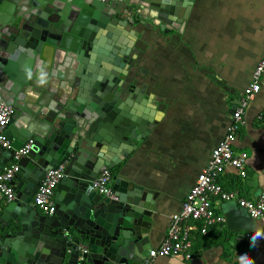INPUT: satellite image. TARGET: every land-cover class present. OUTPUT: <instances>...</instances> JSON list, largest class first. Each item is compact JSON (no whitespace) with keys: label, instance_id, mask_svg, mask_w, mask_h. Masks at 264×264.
<instances>
[{"label":"water","instance_id":"water-1","mask_svg":"<svg viewBox=\"0 0 264 264\" xmlns=\"http://www.w3.org/2000/svg\"><path fill=\"white\" fill-rule=\"evenodd\" d=\"M192 3L0 0V103L12 110L0 171L33 141L11 183L15 198L0 207V264H138L148 255L152 196L117 173L113 197L90 186L132 155L155 123L144 105L157 106L145 100L124 40L140 38L137 26L181 33ZM61 165L55 210L40 214L30 201ZM224 217L230 231L254 228L237 210Z\"/></svg>","mask_w":264,"mask_h":264},{"label":"crops","instance_id":"crops-1","mask_svg":"<svg viewBox=\"0 0 264 264\" xmlns=\"http://www.w3.org/2000/svg\"><path fill=\"white\" fill-rule=\"evenodd\" d=\"M182 27L180 33L137 26L140 38L135 43L124 40L127 46L133 45L132 74L140 73L138 85L146 88L144 98L157 107L144 105L155 121L153 129L114 169L152 196L151 248L164 239L170 216L181 209L211 150L225 136L231 122L230 107L234 100L241 99L251 80L264 48V0H193ZM256 29V52L240 75V49L246 47ZM214 80L222 83L220 89ZM242 117L235 149L247 154L244 175L228 173L218 183L227 191H239L243 198L255 199L264 193V76L260 92L247 103ZM215 123L221 133L201 153L203 136L209 135ZM6 205L0 203L1 208ZM214 206L223 215L237 210L247 217L233 203ZM221 230L219 227L209 229L206 236L196 235L193 260L159 258L157 264H239L238 256L243 253H248L255 264H264V239L255 249L243 253L232 250L230 257L223 258V248L213 244ZM255 231H264V224L255 221L253 230L245 232L246 246Z\"/></svg>","mask_w":264,"mask_h":264},{"label":"built area","instance_id":"built-area-1","mask_svg":"<svg viewBox=\"0 0 264 264\" xmlns=\"http://www.w3.org/2000/svg\"><path fill=\"white\" fill-rule=\"evenodd\" d=\"M264 76V48L251 76L243 90L240 104L231 115L223 139L211 150L209 158L198 174L194 185L185 196L181 209L169 219L166 235L155 248H150L148 255L138 264H157L159 258H180L191 261L194 258L193 243L197 234L206 236L214 226L225 224V217L215 209L216 203H233L253 221L264 224V193L255 199L240 196L239 191H227L218 183V179L228 173L243 174L247 154L235 149L237 127L243 124V112L261 90ZM12 116L10 106L0 103V148L9 149L11 142L6 138L5 129ZM33 141L28 140L2 171H0V203H10L15 198L12 181L18 170V161L32 148ZM64 176V166L48 170L31 199V205L44 214H52L54 194L59 180ZM112 174L107 169L91 182V189L101 196L111 194ZM239 236L238 240H242Z\"/></svg>","mask_w":264,"mask_h":264},{"label":"trees","instance_id":"trees-1","mask_svg":"<svg viewBox=\"0 0 264 264\" xmlns=\"http://www.w3.org/2000/svg\"><path fill=\"white\" fill-rule=\"evenodd\" d=\"M110 173L113 175L116 173V169H110ZM221 228L222 230L218 233V236L214 238L213 244L217 246H221L223 248V258L230 257V254L232 250L238 251V252H245L249 251L253 248H251L249 245L246 246L245 240H246V233L240 232V231H229L226 229L225 224L214 226L210 229L214 228ZM239 236H243L242 240H238ZM240 241V242H237Z\"/></svg>","mask_w":264,"mask_h":264},{"label":"rangeland","instance_id":"rangeland-1","mask_svg":"<svg viewBox=\"0 0 264 264\" xmlns=\"http://www.w3.org/2000/svg\"><path fill=\"white\" fill-rule=\"evenodd\" d=\"M252 37L247 42L246 47L243 49H240V58L243 64V67L241 68L240 75L246 72L247 65L253 54L256 52V43L258 42L259 38V32L256 30L252 31ZM242 41V39H241ZM217 87L220 89V85L216 83ZM221 133V127L219 124H213L211 127V130L209 131L208 136H203V150L201 149V153H203L209 144H212L220 135Z\"/></svg>","mask_w":264,"mask_h":264},{"label":"clouds","instance_id":"clouds-1","mask_svg":"<svg viewBox=\"0 0 264 264\" xmlns=\"http://www.w3.org/2000/svg\"><path fill=\"white\" fill-rule=\"evenodd\" d=\"M264 239V231H255L250 237V247L255 249L258 247V242ZM239 264H255V260L252 259L248 253H243L238 256Z\"/></svg>","mask_w":264,"mask_h":264}]
</instances>
